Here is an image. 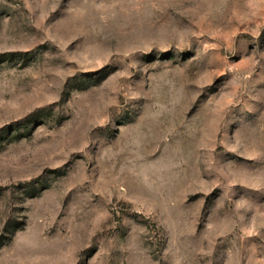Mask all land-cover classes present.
<instances>
[{
	"label": "rangeland",
	"instance_id": "374dc122",
	"mask_svg": "<svg viewBox=\"0 0 264 264\" xmlns=\"http://www.w3.org/2000/svg\"><path fill=\"white\" fill-rule=\"evenodd\" d=\"M0 264H264V0H0Z\"/></svg>",
	"mask_w": 264,
	"mask_h": 264
}]
</instances>
